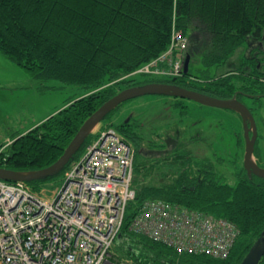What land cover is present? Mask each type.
Wrapping results in <instances>:
<instances>
[{
	"label": "trees",
	"instance_id": "16d2710c",
	"mask_svg": "<svg viewBox=\"0 0 264 264\" xmlns=\"http://www.w3.org/2000/svg\"><path fill=\"white\" fill-rule=\"evenodd\" d=\"M175 31H181L188 40L187 72L174 78L130 75L160 56ZM262 48L264 0H0V53L32 78L75 85L83 90L81 96L70 99L50 117L16 135L11 144L0 147V167L32 171L51 165L84 120L103 102L128 87L163 82L220 99L230 98L238 91L264 92V82L259 81L264 74L256 68L257 63L264 65ZM194 55L204 68L200 76L189 72ZM224 67L227 70L220 76L209 72L211 68ZM256 83L260 86L255 87ZM121 105L103 123L134 148L135 197L126 207L110 262L239 264L264 232V179L247 176L242 154L229 159L208 153L210 148L200 147V134L188 143L176 137L172 147L167 152L161 151L157 159L152 157L149 165L137 161L143 143L163 148L162 143L157 144L158 134L170 123L156 129L149 112L132 116L133 127L124 128L129 116L113 124L111 118ZM238 137L237 146L243 153L240 132ZM92 138L90 135L85 140L72 161ZM68 165L55 177L27 184L39 191L40 183L61 179ZM153 172L157 174L151 175ZM144 178L150 181L144 184ZM149 199L167 201L233 223L239 234L229 256L219 260L177 254L161 242L135 234L129 229L131 220L140 203ZM257 264H264V254Z\"/></svg>",
	"mask_w": 264,
	"mask_h": 264
},
{
	"label": "built area",
	"instance_id": "2783aa9c",
	"mask_svg": "<svg viewBox=\"0 0 264 264\" xmlns=\"http://www.w3.org/2000/svg\"><path fill=\"white\" fill-rule=\"evenodd\" d=\"M186 48V37L175 31L166 50L141 70L179 77ZM132 166V147L104 126L64 171L51 199L24 182L0 179V264H113L111 249L135 197ZM129 229L179 254L219 260L239 234L226 219L161 200L142 202Z\"/></svg>",
	"mask_w": 264,
	"mask_h": 264
},
{
	"label": "rangeland",
	"instance_id": "374dc122",
	"mask_svg": "<svg viewBox=\"0 0 264 264\" xmlns=\"http://www.w3.org/2000/svg\"><path fill=\"white\" fill-rule=\"evenodd\" d=\"M142 67L136 69L135 76H145L146 71H144L145 69L141 70ZM225 69L227 70V67L217 68V70L211 68L209 72L212 75L220 76ZM203 70L199 57L194 55L189 66V72L200 76V72ZM82 94L83 90L75 85L32 78L22 68L12 64L0 53V147L10 144L16 135L29 131L50 117L70 99ZM242 99L248 104L251 102V99L247 97H242ZM256 103L264 107V101ZM116 111L111 118L113 124L123 122L130 114L136 116L137 113L147 114L149 112H152L153 118L156 117V129L161 125L170 123L162 132L159 131L160 137L163 138H159L160 141L157 144L162 143L163 148L147 147L146 143L140 147L137 161L145 162V164L149 165L152 162V157L157 159L161 155V151L167 152V149L171 148L177 140L176 137L180 139V142L183 140V142L188 143L190 139L195 141L197 134H200V147L203 145L205 149L210 148L208 153L229 159L234 158L235 154L237 156L243 155L240 153L239 144H237L241 129L240 120L233 111L210 108L185 99L179 101L165 96H142L131 99L126 103L124 102ZM260 114L264 118V111ZM145 127L148 129L146 125ZM261 135L255 158L264 168V128H261ZM154 136L147 135L148 138ZM202 153L205 152L202 150ZM155 174L157 173L153 172L151 175L155 176ZM159 179L157 175L156 180L159 181ZM149 181L143 179L144 184ZM232 181V179H228L229 183ZM60 184L61 179L59 177L42 182L39 184V192L43 198L51 199ZM121 264L125 263L122 262Z\"/></svg>",
	"mask_w": 264,
	"mask_h": 264
},
{
	"label": "water",
	"instance_id": "95a60500",
	"mask_svg": "<svg viewBox=\"0 0 264 264\" xmlns=\"http://www.w3.org/2000/svg\"><path fill=\"white\" fill-rule=\"evenodd\" d=\"M189 60L190 55L187 54L184 59V73L188 71ZM151 95L186 99L202 106L235 112L240 116L242 123L244 139V152L242 159L243 168L249 178L254 175L264 179V168L257 164L254 155V145L256 140L255 122L249 109L237 100L236 93H234L230 98L220 99L188 90L174 84L163 82H153L132 86L119 91L114 96L103 102L84 120L73 138L63 150L62 154L54 163L45 168L32 171H18L0 167V179L4 181H20L29 183L34 181H44L48 178L55 177L72 161L75 154L81 149L85 140L93 134L97 128H99L103 119L110 112L116 109L120 104H123L131 99ZM247 96L252 97L251 95ZM263 254L264 232L256 239L239 264H257Z\"/></svg>",
	"mask_w": 264,
	"mask_h": 264
},
{
	"label": "flooded vegetation",
	"instance_id": "af4514ba",
	"mask_svg": "<svg viewBox=\"0 0 264 264\" xmlns=\"http://www.w3.org/2000/svg\"><path fill=\"white\" fill-rule=\"evenodd\" d=\"M263 50H264V48H262L261 53H262ZM256 68L259 69V73H263L264 74V65L260 66V63H257L256 64ZM259 76H261V75H259ZM259 81L260 82H264V79H259ZM254 86L255 87H259L260 85L258 83H256V84H254ZM247 95H251L252 98L248 97ZM242 97H247V98L251 99V102L248 104L244 99H242ZM236 98H237V100H239L241 103H243L249 109V111L252 114V117L254 119L255 126H256V140H255V145H254V155H255V153L257 152V147H258L259 139L262 137V135H261V128H264V118L260 114L262 111H264V107H262L261 104L256 103V102H258V101H264V92H260V93H256V94H248V93H243L241 91H238V93L236 92ZM132 115L133 114H130V116H129L130 118H128V119L125 120V122H124V124H125L124 125V128L133 127L132 123L134 124V122L131 119ZM237 116L239 117V120H240V126H241L240 134H242V137H243V130H242L241 118H240L239 115H237ZM158 135H159L158 136V140H160L159 138H161V139L163 138V137H160V134H158ZM243 141H244V139H243ZM256 162L260 166V164L258 163V160L257 159H256Z\"/></svg>",
	"mask_w": 264,
	"mask_h": 264
}]
</instances>
